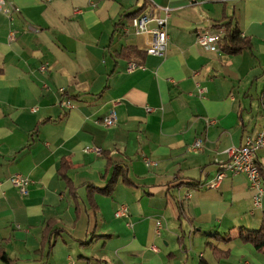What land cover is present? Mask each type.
I'll return each instance as SVG.
<instances>
[{
	"label": "crops",
	"instance_id": "crops-1",
	"mask_svg": "<svg viewBox=\"0 0 264 264\" xmlns=\"http://www.w3.org/2000/svg\"><path fill=\"white\" fill-rule=\"evenodd\" d=\"M153 5L171 9L163 57L146 54L149 35L124 31L128 15ZM4 8L0 249L15 264H264L239 238L261 226L264 151L259 207L243 174L209 187L225 151L264 130V0H4ZM223 16L251 51L197 45L199 34L223 35ZM130 47L137 56L126 58ZM196 139L200 151L191 150ZM92 147L100 154L84 152ZM107 159L132 185L119 179L110 196L95 193V213L87 187L106 185ZM62 161L76 203L59 177ZM16 174L29 181L25 197L11 184ZM120 206L128 215L116 218Z\"/></svg>",
	"mask_w": 264,
	"mask_h": 264
},
{
	"label": "built area",
	"instance_id": "built-area-1",
	"mask_svg": "<svg viewBox=\"0 0 264 264\" xmlns=\"http://www.w3.org/2000/svg\"><path fill=\"white\" fill-rule=\"evenodd\" d=\"M0 11L7 12L4 8V0H0ZM171 15V9L168 7L151 6L150 10L139 17L126 21L124 31L127 32L128 28H132L135 35L146 34L151 37L149 44L145 48L148 55L163 57L165 54L167 36H166V23ZM149 24H153V28H148ZM221 34L219 33H202L196 37V43L202 48L211 51L219 50V40ZM44 68H41L43 70ZM129 71H134L135 66L130 64ZM203 90H199L202 93ZM63 108L71 109L72 106L69 100L60 102ZM151 112V109H147ZM102 124L107 127H114L116 124V115L111 111L107 117L102 120ZM203 146L201 139H196L192 145V151H200ZM264 151V130L259 132L255 137H245L243 144L240 146H233L228 148L225 152L227 161L221 167L218 176L214 182L210 183L209 187H216L219 182L225 177L226 173L231 175L243 174L246 176L250 189L254 192L253 206L259 207L263 193L262 178L260 175L259 167L257 165V152ZM85 153L100 154L99 148H85ZM147 166L153 165L149 161H145ZM11 184L17 189L22 197L28 194L29 181L16 174L11 178ZM128 215V208L120 206L114 213L116 218L126 217Z\"/></svg>",
	"mask_w": 264,
	"mask_h": 264
},
{
	"label": "trees",
	"instance_id": "trees-1",
	"mask_svg": "<svg viewBox=\"0 0 264 264\" xmlns=\"http://www.w3.org/2000/svg\"><path fill=\"white\" fill-rule=\"evenodd\" d=\"M140 11L132 13L128 15L126 18L128 20L136 18ZM223 29V35L219 40V48L220 50L227 55H236L241 53L244 50L251 51L252 44L250 39L242 37L238 28L233 24L232 17L223 16L219 25L216 26ZM122 53L126 54V58H132V56H137L136 50L132 47L127 48L125 51L122 50ZM121 53V54H122ZM70 168L69 162L62 161L60 165V169L58 171L59 177L65 183V186L68 190V193L72 196L74 202H77V198L75 195V187L71 183L70 179L67 176L68 170ZM110 173L108 181L103 188H96L93 186L87 187V201L93 212H97V206L93 201V195L95 193H100L104 196H110L114 190V186L117 184L119 179L128 186H131L132 183L127 178V171L125 168H121L117 165L112 164V162L107 159V165L105 174ZM49 226L44 231V235L41 242V249L44 250L47 247V254H49V250L52 246L51 236L52 232L49 230ZM239 238L245 244H250L253 248L260 253H264V213L262 214L261 226L258 231H246L239 230ZM214 252V250H213ZM40 253V252H39ZM218 253V252H217ZM0 264H15V262L10 259L3 250L0 249ZM200 264H205L201 261Z\"/></svg>",
	"mask_w": 264,
	"mask_h": 264
}]
</instances>
